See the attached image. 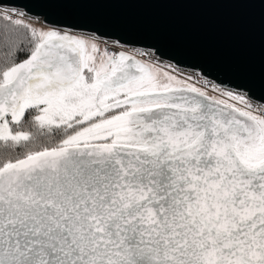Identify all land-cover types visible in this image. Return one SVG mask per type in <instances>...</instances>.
Wrapping results in <instances>:
<instances>
[{
	"label": "snow or ice",
	"instance_id": "1",
	"mask_svg": "<svg viewBox=\"0 0 264 264\" xmlns=\"http://www.w3.org/2000/svg\"><path fill=\"white\" fill-rule=\"evenodd\" d=\"M0 264H264V102L0 0Z\"/></svg>",
	"mask_w": 264,
	"mask_h": 264
},
{
	"label": "water",
	"instance_id": "2",
	"mask_svg": "<svg viewBox=\"0 0 264 264\" xmlns=\"http://www.w3.org/2000/svg\"><path fill=\"white\" fill-rule=\"evenodd\" d=\"M56 26L99 29L128 47L154 46L183 71L243 85L264 102V0H4Z\"/></svg>",
	"mask_w": 264,
	"mask_h": 264
},
{
	"label": "rangeland",
	"instance_id": "3",
	"mask_svg": "<svg viewBox=\"0 0 264 264\" xmlns=\"http://www.w3.org/2000/svg\"><path fill=\"white\" fill-rule=\"evenodd\" d=\"M183 71V70H182ZM185 74H190L191 72H188V71H183Z\"/></svg>",
	"mask_w": 264,
	"mask_h": 264
},
{
	"label": "trees",
	"instance_id": "4",
	"mask_svg": "<svg viewBox=\"0 0 264 264\" xmlns=\"http://www.w3.org/2000/svg\"><path fill=\"white\" fill-rule=\"evenodd\" d=\"M20 58H21V59H23V58H24L23 54H21V55H20Z\"/></svg>",
	"mask_w": 264,
	"mask_h": 264
},
{
	"label": "bare ground",
	"instance_id": "5",
	"mask_svg": "<svg viewBox=\"0 0 264 264\" xmlns=\"http://www.w3.org/2000/svg\"><path fill=\"white\" fill-rule=\"evenodd\" d=\"M192 73V72H191Z\"/></svg>",
	"mask_w": 264,
	"mask_h": 264
}]
</instances>
